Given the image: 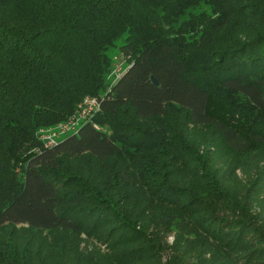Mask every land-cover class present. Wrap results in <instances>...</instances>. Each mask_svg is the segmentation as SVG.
<instances>
[{
    "label": "trees",
    "instance_id": "obj_1",
    "mask_svg": "<svg viewBox=\"0 0 264 264\" xmlns=\"http://www.w3.org/2000/svg\"><path fill=\"white\" fill-rule=\"evenodd\" d=\"M0 264H264V0H0Z\"/></svg>",
    "mask_w": 264,
    "mask_h": 264
},
{
    "label": "built area",
    "instance_id": "obj_2",
    "mask_svg": "<svg viewBox=\"0 0 264 264\" xmlns=\"http://www.w3.org/2000/svg\"><path fill=\"white\" fill-rule=\"evenodd\" d=\"M117 60L118 61L113 64L114 66L109 76L110 87L107 92L101 95L102 97H100V95L85 96L79 103L76 112L68 119L51 125L52 127H44L39 130L40 137L45 140L46 145L52 146L56 144L59 141V137L63 134L78 132L83 122L91 120L96 112L101 110L103 98L125 74L122 69L123 62H121L118 57ZM95 125L98 127L97 124Z\"/></svg>",
    "mask_w": 264,
    "mask_h": 264
},
{
    "label": "rangeland",
    "instance_id": "obj_3",
    "mask_svg": "<svg viewBox=\"0 0 264 264\" xmlns=\"http://www.w3.org/2000/svg\"><path fill=\"white\" fill-rule=\"evenodd\" d=\"M108 54L110 55V57L111 58H113V64L116 62V61H118L117 60V57H118V59L120 58V60H121V62H123V66H122V69H123V72H126L128 69H129V67H130V65H129V61H128V58H126V57H124V55H123V52H122V50H121V48L120 47H118V46H114V47H111L109 50H108ZM125 60V61H124ZM111 65V71H112V69H113V66L114 65ZM111 73V72H110ZM110 73L108 74V76H107V86H106V89H105V91L104 92H107V90L109 89V87H110V85H109V76H110ZM87 96V95H86ZM83 100V99H82ZM81 100V101H82ZM80 101V102H81ZM79 102V103H80ZM79 103H78V105H79ZM78 105H77V107H78ZM77 109V108H76ZM76 112V110L73 112V114ZM99 112V111H98ZM97 113V112H96ZM72 114V115H73ZM71 115V116H72ZM70 117V116H69ZM68 119V118H67ZM66 120V119H65ZM63 121V120H62ZM62 121H59V122H62ZM58 122V123H59ZM52 127V126H51ZM68 136V134H63V135H61L59 138L60 139H64L65 137H67ZM171 238H172V236H170V240H171Z\"/></svg>",
    "mask_w": 264,
    "mask_h": 264
},
{
    "label": "water",
    "instance_id": "obj_4",
    "mask_svg": "<svg viewBox=\"0 0 264 264\" xmlns=\"http://www.w3.org/2000/svg\"><path fill=\"white\" fill-rule=\"evenodd\" d=\"M152 81H153L155 86H159V81L154 75L152 76Z\"/></svg>",
    "mask_w": 264,
    "mask_h": 264
}]
</instances>
